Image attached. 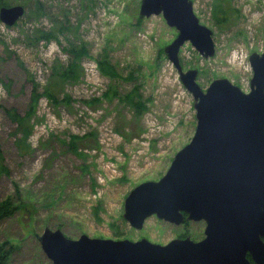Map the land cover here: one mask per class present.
Masks as SVG:
<instances>
[{
    "label": "rangeland",
    "instance_id": "1",
    "mask_svg": "<svg viewBox=\"0 0 264 264\" xmlns=\"http://www.w3.org/2000/svg\"><path fill=\"white\" fill-rule=\"evenodd\" d=\"M0 1L25 9L14 26L0 21V164L8 170L0 178V201L14 197L20 205L0 222V243L14 248L10 264H52L38 239L46 228L72 240H202L204 222L185 227L151 217L135 230L123 218L128 194L159 181L195 134L193 96L164 53L176 29L162 15L141 19L142 0ZM191 1L200 23L213 33L215 54L205 59L187 42L179 53L183 70L198 71L203 91L227 79L248 93L249 57L264 51V0H219L222 23L214 17L218 0ZM37 2L44 13L34 16ZM60 26L65 30L56 40L37 42L38 30ZM80 44L88 50L82 79L66 85L59 102L50 101L44 88L52 68L68 60L70 45ZM104 58L117 78L101 73ZM35 90L30 148L22 152L6 110L25 115ZM134 91L141 96L140 113L126 99Z\"/></svg>",
    "mask_w": 264,
    "mask_h": 264
},
{
    "label": "water",
    "instance_id": "2",
    "mask_svg": "<svg viewBox=\"0 0 264 264\" xmlns=\"http://www.w3.org/2000/svg\"><path fill=\"white\" fill-rule=\"evenodd\" d=\"M24 13L22 6H3L0 21L11 27ZM160 15L178 32L164 53L193 96L197 126L159 181L128 194L123 218L135 230L151 217L175 226L204 222V238L166 245L86 235L72 240L46 228L38 239L52 264H250L248 255L264 264V51L249 57L248 93L227 79L203 91L198 71H184L179 53L189 42L203 58L213 57L212 31L200 23L191 0H142L141 19Z\"/></svg>",
    "mask_w": 264,
    "mask_h": 264
},
{
    "label": "trees",
    "instance_id": "3",
    "mask_svg": "<svg viewBox=\"0 0 264 264\" xmlns=\"http://www.w3.org/2000/svg\"><path fill=\"white\" fill-rule=\"evenodd\" d=\"M1 6L9 7L11 6L8 3H4L2 1ZM44 13L43 6L41 3H35V11L34 16L42 15ZM224 14L225 11L222 9L221 3L218 0L214 4V17L217 23H222L225 20V17L220 16L219 14ZM64 27H57L55 30L47 33L44 31L38 30L35 33V37L37 42H45L49 43L58 37V34L64 33ZM68 55V60L65 63H57L52 68V74L50 79L47 82L46 87L44 88V95L50 100L54 102H59V96L64 93L65 87L68 84H74L80 82L83 77V69L82 62L88 55V50L85 44L80 45H70L66 51ZM108 58H104L100 61L99 67L101 73L113 80L117 78V73L114 71V68L108 64ZM65 96L66 99H69V96ZM128 102L137 109V112L140 113L143 110L141 96L136 92H132L130 95L126 97ZM39 100V95L37 91H34L32 97V105L30 111H28L25 115H21L17 110L10 108L7 109L6 114L10 121L16 124V134H17V146L22 152H28L30 145L28 143L30 137L33 133V126L31 125V121L35 114L36 104ZM7 169L3 164H0V178L7 174ZM20 209L19 203L17 204L14 197H10L4 201H0V222L5 219L13 217L17 211ZM189 224V222L185 221L183 225ZM7 243H0V264H10L11 256L13 254V247H8Z\"/></svg>",
    "mask_w": 264,
    "mask_h": 264
},
{
    "label": "flooded vegetation",
    "instance_id": "4",
    "mask_svg": "<svg viewBox=\"0 0 264 264\" xmlns=\"http://www.w3.org/2000/svg\"><path fill=\"white\" fill-rule=\"evenodd\" d=\"M248 259L250 260V264H255L252 258L248 255Z\"/></svg>",
    "mask_w": 264,
    "mask_h": 264
}]
</instances>
